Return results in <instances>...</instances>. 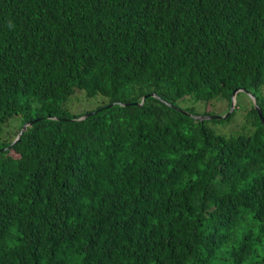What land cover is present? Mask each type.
Wrapping results in <instances>:
<instances>
[{"label":"trees","instance_id":"16d2710c","mask_svg":"<svg viewBox=\"0 0 264 264\" xmlns=\"http://www.w3.org/2000/svg\"><path fill=\"white\" fill-rule=\"evenodd\" d=\"M234 89L264 120V0H0V264H264V129L212 107Z\"/></svg>","mask_w":264,"mask_h":264},{"label":"rangeland","instance_id":"374dc122","mask_svg":"<svg viewBox=\"0 0 264 264\" xmlns=\"http://www.w3.org/2000/svg\"><path fill=\"white\" fill-rule=\"evenodd\" d=\"M77 95V94H76ZM76 95L73 96L72 101L69 102L67 106V110L69 113H78L81 111H85L88 109H93L98 105H102L107 102V99L101 95H96L94 97L85 98L83 93L80 91V95L78 93V97ZM251 101L248 94L239 92L234 96L233 101L229 102V104L225 100H217L213 103L212 107L216 113H223V115L230 113L234 110V116H239L245 112V110L249 107V102ZM210 107V104L206 105ZM205 106V107H206ZM21 124L20 117H11L1 129V133L3 136L13 133ZM224 130V129H219ZM224 132V131H221Z\"/></svg>","mask_w":264,"mask_h":264},{"label":"clouds","instance_id":"9594fccd","mask_svg":"<svg viewBox=\"0 0 264 264\" xmlns=\"http://www.w3.org/2000/svg\"><path fill=\"white\" fill-rule=\"evenodd\" d=\"M233 91H234V94H233V95H230V97H231V101H233L235 94H236L238 91H241V89H234ZM233 91H232V92H233ZM232 92H231V93H232ZM30 94H31V93H29V92H20V93H18L17 97H18L21 101H23L26 105H28L29 107H31V108H33V109H36L37 106H38V102H37L36 100H34V99L30 96ZM150 94H151V93H150ZM248 95H249V97H250V99H251V102H252L253 106L255 107V110H256V113H257V115H258V118H259V120H260V122H261V124H262L263 129H264V120H263V118H262V116H261L260 109H259V107L256 105L254 97H253L251 94H248ZM87 114H88V113H86L85 115H83L81 118H84ZM21 116H22L21 114H17V115H13V116H11V117H20V118H21ZM32 122H33L32 120H30V121L28 120V121L23 122V123L21 124L20 128H19V129L17 128V129L14 131L15 134L13 135V138H14V139L12 140V142L17 141V140L19 139V136L21 135V133L25 130L26 126L30 125ZM23 126H24V129L22 130V127H23Z\"/></svg>","mask_w":264,"mask_h":264},{"label":"water","instance_id":"95a60500","mask_svg":"<svg viewBox=\"0 0 264 264\" xmlns=\"http://www.w3.org/2000/svg\"><path fill=\"white\" fill-rule=\"evenodd\" d=\"M234 94V91L231 93V95H233ZM151 95H153V93H151ZM24 129V126L22 127V130Z\"/></svg>","mask_w":264,"mask_h":264}]
</instances>
